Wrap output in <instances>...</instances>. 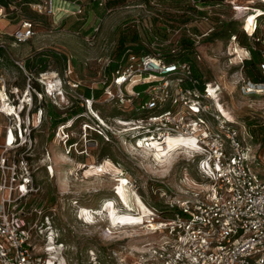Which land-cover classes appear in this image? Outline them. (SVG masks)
Wrapping results in <instances>:
<instances>
[{"label": "rangeland", "instance_id": "rangeland-1", "mask_svg": "<svg viewBox=\"0 0 264 264\" xmlns=\"http://www.w3.org/2000/svg\"><path fill=\"white\" fill-rule=\"evenodd\" d=\"M152 1L144 8L145 0H126L102 13L91 0H80V11L76 6L69 7L73 15L58 12L53 17L37 16L22 8L11 20H0V46L20 67L0 68V157L3 154L17 168L23 159L29 165L32 190L15 201V209L29 224H37L34 234L40 236L31 240L34 252L43 253L45 240L51 237L48 240L56 242L52 255L59 264H151L150 242L161 234H147L142 213L146 207L168 203L180 188L191 190L189 182L198 177L192 158L195 151L179 147L162 153L157 146L136 148L137 137L151 133L137 128L141 124L132 115L138 112L128 102H115L106 95L89 100L82 97L84 88H100L103 71L116 54L123 29H134L133 19L150 20L155 8H160L156 2L165 6L162 0ZM181 1L171 0L168 7L182 8ZM53 5L57 8L65 3L54 0ZM206 10L209 21L195 25L198 31L214 33L217 39L206 36L199 40L203 58L197 64L201 77L211 86L215 84L212 87H219L216 102H211L219 113L239 124L253 120L256 125H264V95L241 91L237 80L244 51L228 35L243 27L250 31L255 21L258 26L264 24V0H223ZM162 11L164 17L169 13V9ZM179 11H170L176 13V21L182 17L178 15L183 10ZM21 17L34 22L35 33L25 42L16 43L13 32ZM142 23L138 30L144 37ZM37 52L49 56L48 68L29 75L23 62ZM72 109H79L78 115L71 116ZM50 111L67 122L54 127ZM6 128L16 133V142L8 150L4 148ZM68 139L73 140L72 145ZM257 139L260 147L253 145L256 161H250V165L264 179V136ZM107 163V173L88 174L91 167ZM109 202L113 214L133 216L131 222H113L105 210ZM83 211L91 218L87 220Z\"/></svg>", "mask_w": 264, "mask_h": 264}, {"label": "built area", "instance_id": "built-area-1", "mask_svg": "<svg viewBox=\"0 0 264 264\" xmlns=\"http://www.w3.org/2000/svg\"><path fill=\"white\" fill-rule=\"evenodd\" d=\"M59 1L65 5L56 8L54 0H36L31 8L49 17L58 12L73 15L70 6L80 11L78 3ZM93 1L101 8H106L109 2ZM162 1L165 6L156 2L160 8H155L157 11L150 20L141 21L142 17L132 20V27L140 36L138 28L145 22L146 34L153 40L145 44L148 51L129 53L111 79L103 76L100 81V86L105 88L103 95L115 102H128L141 115L135 120L141 124L137 128L150 130L151 134L137 137L136 148H151L152 140L163 142L169 136H178L190 142L177 148L195 151L192 158L197 163L198 177L189 182L192 189L180 188L178 197L173 196L168 203L159 202V207L151 206L145 216L149 233L161 234L150 242L151 264H264V179L250 165V161H256L253 145L259 148L260 144H253L244 122L239 124L217 111L211 102L216 99L210 82L201 87L190 62H166L161 55V47H168L169 53L174 54L179 42L187 39L193 41L195 61L200 62L203 57L199 40L209 34L198 31L195 24L207 23L210 16L206 8L223 0L213 4L183 0V7L179 9L168 7L171 0ZM150 2L153 1L145 0L143 7L147 8ZM233 6V10L238 7ZM163 9H169L165 17ZM179 10L183 11L178 16L187 17L188 21L175 20ZM7 15L6 7L0 3V20L7 19ZM98 29L99 24L93 28L91 38ZM241 29L249 35L252 48L258 51V70L264 75V24L258 26L255 21L250 31ZM34 33V22L21 19L13 37L16 43H22ZM229 37L237 43L235 34ZM163 42L172 45H163ZM241 49L244 57L240 59L237 80L241 91L264 95V80L252 81L243 73V60L251 54L247 48ZM12 132L14 140L9 144L4 135L6 150L16 142V133ZM30 172L25 159L17 168L3 154L0 157V264H59L52 255L56 242L48 240L51 237L45 240L43 253L34 252L31 240L35 235L40 236L34 234L37 224H29L15 209V201L32 190Z\"/></svg>", "mask_w": 264, "mask_h": 264}, {"label": "trees", "instance_id": "trees-1", "mask_svg": "<svg viewBox=\"0 0 264 264\" xmlns=\"http://www.w3.org/2000/svg\"><path fill=\"white\" fill-rule=\"evenodd\" d=\"M67 1L78 3L81 6V8L83 6V4L80 3V0H67ZM200 1L203 4H205V3L213 4V3H216L217 1H222V0H200ZM35 2H36V0H20L18 2V4H16V0H0V3H2L6 7V10L8 13V15H7L8 20H11L13 15L18 16L17 13L19 11L21 12L22 8H28L30 11L31 10L33 11V9L31 8V4H33ZM91 2L93 3V6L100 9L102 13H105L107 11V9L113 8V7L118 6L120 4H124L126 2V0H109L108 4L106 5V8L105 7L104 8L99 7L97 5V3L94 2L93 0H91ZM23 6H25V7H23ZM262 12H264V11H262ZM37 16H42V14H38ZM43 16H45V15H43ZM261 16H264V14L262 13ZM28 18L21 17L18 20L17 25L20 23L21 19H28ZM180 21L186 22V21H188V18L182 17V19H180ZM17 25H16V27H17ZM123 30H124V32H122V34L119 35L117 42H116V48H115L116 54H115L114 58H110L108 65L106 66L105 70L103 71V76L108 77L110 79H111L114 71L119 66H121L125 63L126 56L129 53H140L143 51L147 52L148 48L145 44L153 43V40L150 36H148L147 34L144 37L142 35L140 36L136 29L128 28V29H123ZM235 32L236 33H234V34L236 36V40H237L238 45L240 47L247 48L251 54L249 59L243 60V63L241 66L243 73L245 74V76L247 78H249L252 81L264 80V75H262L258 70V63L260 61V56H259L258 51L254 50L252 48L253 43L249 39V35L241 28ZM92 34H93V29H92ZM231 34H232L231 31L228 32L229 36ZM216 36L217 35H214V33H212L211 35H209L207 37V39H212V38L217 39ZM254 44L258 45V43H256V42H254ZM192 46H193V41L183 39L179 42V48L174 54L169 53L168 47H161V52H162L161 55H162V58L164 59V61H166V62L176 61V60L180 61V62H184V61L190 62L192 65L193 71H194V75L200 79L201 87H204L207 83H209V80H204L201 77L202 71H201L199 65L197 64V62L195 61L194 51H193ZM48 58H49V56L45 55L44 53L37 52V53L33 54L32 56L27 57L24 60L23 69L29 75L42 73V72L46 71L48 68V61H49ZM9 66H14L18 70H20V67H18L14 63V61H12V59L10 58V55L8 54L5 47L0 46V68L9 67ZM104 89L105 88L101 87V86H100V88H97L95 90L90 89L89 87H86L82 91V97H84L85 99H90L92 97L98 98L100 95H103ZM78 113H79V109H72L70 115L71 116L72 115H78ZM49 115H50L51 125H53L54 127H57L58 125L67 122V120H68L64 117L63 118L59 117L58 114H56L52 111H50ZM132 116H133V118L141 117V115L138 113L133 114ZM244 124L247 126V128H248V130L252 136V141L256 144H259V142L257 141L258 140L257 136L258 135H260L262 137L264 136V125H261V124L256 125L255 123H253V120H247V121L245 120ZM254 127L260 128V129H257V130L253 129ZM259 130H261L262 133L259 134ZM68 144L72 145L73 140L68 139Z\"/></svg>", "mask_w": 264, "mask_h": 264}, {"label": "bare ground", "instance_id": "bare-ground-1", "mask_svg": "<svg viewBox=\"0 0 264 264\" xmlns=\"http://www.w3.org/2000/svg\"><path fill=\"white\" fill-rule=\"evenodd\" d=\"M48 88L50 90L52 89V84L51 83L49 84ZM211 91L213 92V97H215V99H216L217 88L211 86ZM0 112H2V111H0ZM13 140H14V134H13L11 128H9V129L6 128V130H5V141H7V143L9 144ZM189 141H190V139H185V138H181V137H178V136H169L163 142H156V141L152 140L151 143H150V147L154 148L155 146H157L159 149H161L162 153H169V152H171V150L176 149L179 145L187 144V143H189ZM108 168H109V164L108 163L106 165H102L101 167H97V168L91 167L88 170V174H92L93 175V174L98 173V172L104 174V173H107ZM134 199H135L136 203H139V200L137 199L136 195H134ZM111 206H112V204L109 202L107 205H105V210H107V213H108L107 215H109V217L111 218V220L113 222H115V223H117V222L126 223L127 221L131 222V219L134 218L133 216H129V215H127V216H117L116 214H113L111 212V210H110ZM83 213L86 216L85 218L87 220L91 218L90 213H88L87 211H83ZM148 213H149L148 212V207H146V211L144 213H142V215H141V217L143 219L142 220L143 224L146 222L145 221V216ZM148 233L149 232H147V234Z\"/></svg>", "mask_w": 264, "mask_h": 264}]
</instances>
